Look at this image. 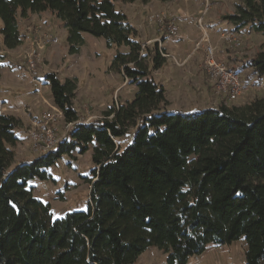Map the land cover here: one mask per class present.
<instances>
[{
	"label": "trees",
	"instance_id": "1",
	"mask_svg": "<svg viewBox=\"0 0 264 264\" xmlns=\"http://www.w3.org/2000/svg\"><path fill=\"white\" fill-rule=\"evenodd\" d=\"M118 1L133 0H0L7 48L21 43L19 13L48 10L63 22L70 53L84 44L83 33L125 46L109 66L135 86L131 100L105 111L110 119L84 124L73 106L76 83L47 73L54 104L74 126L51 151L16 164L19 122L0 113V264H134L148 246L166 254L165 264H187L207 245L241 236L244 264H264V97L193 112L165 108V87L148 66H162L157 43L141 48ZM222 18L264 34V0H240ZM260 48L247 61L257 78L264 76V43ZM130 126L122 147L116 139ZM89 149L86 207L53 217L30 182L45 180L66 153Z\"/></svg>",
	"mask_w": 264,
	"mask_h": 264
},
{
	"label": "rangeland",
	"instance_id": "2",
	"mask_svg": "<svg viewBox=\"0 0 264 264\" xmlns=\"http://www.w3.org/2000/svg\"><path fill=\"white\" fill-rule=\"evenodd\" d=\"M205 3V0L115 2V8L123 10L129 23L136 27L134 37L142 43V49H152L157 36L167 39L166 45H188L183 55L173 56L176 62L163 43L161 51L169 56L160 52L163 63L158 69H153L150 63L148 65L154 79L165 87L164 107L169 110L193 112L217 107L221 103L232 107L264 97V76L255 77L247 62L260 51L264 34L252 31L249 25L235 28L222 18L233 13L240 0H208V8L202 15ZM151 14H164L163 22L177 25L181 37H169L165 30L160 34V23L148 20ZM17 27L21 43L15 48L4 46L0 35V113L12 114L19 122L15 129L17 140L12 146L13 164L48 152L34 151L27 134L31 121L54 106L49 84L45 81L47 73L54 72L60 82L72 79L76 83L73 106L79 114L78 122L86 124L93 119H110L111 115L105 117V111L131 100L135 92V86L109 66L115 52L126 51L125 46L108 47L104 39L83 33L84 44L70 53L63 22L48 10L27 13L26 16L19 13ZM203 29L208 32L205 41H201ZM226 30L236 31L239 35L237 44L228 43L220 35ZM197 42L200 44L195 50L199 52L195 53L193 48ZM208 43L215 49V58L236 70L243 80V93L234 100L214 93L210 79L202 69L203 46ZM56 126L55 137L60 142L71 130H66L61 120L56 122ZM133 130L134 127H128L127 133L116 141L123 147L130 142ZM91 154L90 149L80 154L76 150L66 153L52 165L45 180L30 182L33 195L49 204L53 217L86 207L93 167ZM245 247L242 236L226 245L209 244L201 254L189 258L187 264H244ZM165 261L163 251L156 246H148L134 264H165Z\"/></svg>",
	"mask_w": 264,
	"mask_h": 264
},
{
	"label": "built area",
	"instance_id": "3",
	"mask_svg": "<svg viewBox=\"0 0 264 264\" xmlns=\"http://www.w3.org/2000/svg\"><path fill=\"white\" fill-rule=\"evenodd\" d=\"M208 0H205V8L203 13L208 8ZM164 14H151L148 17V20L151 22L160 23L158 31L160 34L165 30L167 35L172 38H180L178 26L173 22L165 24L163 22ZM201 20V17L199 18ZM203 37L201 41L208 39L207 30L203 29ZM220 35L224 38L225 41L232 44H237L238 34L236 31L226 30ZM157 43L158 50L164 56H169L168 53L161 51L163 45L162 37L157 36L155 38ZM200 42H197L193 49L198 47ZM205 52L204 59L202 61V69L207 77L210 79L211 87L214 93L220 96H224L227 100H234L236 97L240 96L244 90V83L237 71H234L228 67L222 61H219L215 58V49L208 43L203 46ZM172 58L177 62V60L172 56ZM33 64L31 63V68ZM32 71V70H31ZM34 73V71H33ZM36 82L39 83L38 79L35 78ZM54 103V102H53ZM52 110L44 112L40 117L31 121V128L27 130L28 138L32 142L33 150L39 152H45L46 150L50 151L57 146L59 143V138L55 137L57 133L56 122L61 120L66 127V130L72 129L73 122L66 121L64 119L63 111H61L55 104L51 106ZM86 124V122H83Z\"/></svg>",
	"mask_w": 264,
	"mask_h": 264
},
{
	"label": "crops",
	"instance_id": "4",
	"mask_svg": "<svg viewBox=\"0 0 264 264\" xmlns=\"http://www.w3.org/2000/svg\"><path fill=\"white\" fill-rule=\"evenodd\" d=\"M162 39H163V36H162ZM193 38L190 39V42ZM167 39H164L163 40V43H164V47H166L165 49H167L166 51L169 52L171 54V56H174V55H183L184 52H186V48L188 47V45H183V44H187V43H183L182 45L183 46H171V44H168L166 45L167 43ZM190 44V43H189ZM166 45V46H165ZM191 46V45H190ZM189 50L191 51V47H189ZM195 53H198L199 51L198 50H193ZM164 86V85H163Z\"/></svg>",
	"mask_w": 264,
	"mask_h": 264
}]
</instances>
